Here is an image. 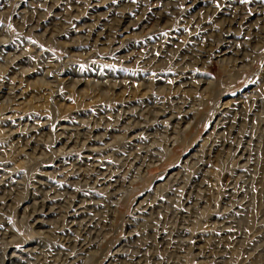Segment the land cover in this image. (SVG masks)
Wrapping results in <instances>:
<instances>
[{
    "label": "rangeland",
    "instance_id": "rangeland-1",
    "mask_svg": "<svg viewBox=\"0 0 264 264\" xmlns=\"http://www.w3.org/2000/svg\"><path fill=\"white\" fill-rule=\"evenodd\" d=\"M1 231L0 264H264V0H0Z\"/></svg>",
    "mask_w": 264,
    "mask_h": 264
},
{
    "label": "bare ground",
    "instance_id": "bare-ground-1",
    "mask_svg": "<svg viewBox=\"0 0 264 264\" xmlns=\"http://www.w3.org/2000/svg\"><path fill=\"white\" fill-rule=\"evenodd\" d=\"M220 52V51H219ZM38 214V213H37ZM38 225V224H37ZM39 226V225H38ZM35 232V231H34ZM8 233V231L6 232V231H1L0 232V238H2V239H5V237H6V235H8L7 234ZM7 244V243H6ZM66 244V243H65ZM26 247L24 248V252H28V248H27V245H25ZM29 253H32L31 251L29 252Z\"/></svg>",
    "mask_w": 264,
    "mask_h": 264
},
{
    "label": "snow or ice",
    "instance_id": "snow-or-ice-1",
    "mask_svg": "<svg viewBox=\"0 0 264 264\" xmlns=\"http://www.w3.org/2000/svg\"><path fill=\"white\" fill-rule=\"evenodd\" d=\"M242 2H245V0H242Z\"/></svg>",
    "mask_w": 264,
    "mask_h": 264
}]
</instances>
